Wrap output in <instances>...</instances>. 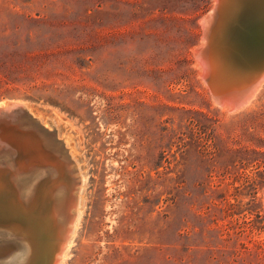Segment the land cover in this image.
Returning <instances> with one entry per match:
<instances>
[{
  "label": "rangeland",
  "instance_id": "1",
  "mask_svg": "<svg viewBox=\"0 0 264 264\" xmlns=\"http://www.w3.org/2000/svg\"><path fill=\"white\" fill-rule=\"evenodd\" d=\"M215 2L0 0V100L58 115L87 172L62 264H264V83L235 112L210 98Z\"/></svg>",
  "mask_w": 264,
  "mask_h": 264
},
{
  "label": "bare ground",
  "instance_id": "2",
  "mask_svg": "<svg viewBox=\"0 0 264 264\" xmlns=\"http://www.w3.org/2000/svg\"><path fill=\"white\" fill-rule=\"evenodd\" d=\"M255 2L262 5L264 0ZM203 42L201 36L200 44ZM20 102L12 100L49 134L10 122L36 136L20 137L14 135L15 130L3 129L9 124H0V264H62L69 257L84 216L86 168L83 160L70 152V136L52 126L58 125V115H45L29 102ZM5 105V101L0 102V107ZM220 109L228 111L223 106ZM60 143L65 149L57 147ZM20 149L23 157L18 159Z\"/></svg>",
  "mask_w": 264,
  "mask_h": 264
},
{
  "label": "water",
  "instance_id": "3",
  "mask_svg": "<svg viewBox=\"0 0 264 264\" xmlns=\"http://www.w3.org/2000/svg\"><path fill=\"white\" fill-rule=\"evenodd\" d=\"M255 1L217 0L200 18L204 42L194 54L200 76L212 101L230 112L245 107L264 83V2L259 5ZM2 101L6 105L0 107V124H9L3 129L15 130L14 135L20 137L36 138L33 131L10 124L13 121L25 129L49 134L21 105H13L11 99ZM20 150L18 159L23 157Z\"/></svg>",
  "mask_w": 264,
  "mask_h": 264
}]
</instances>
